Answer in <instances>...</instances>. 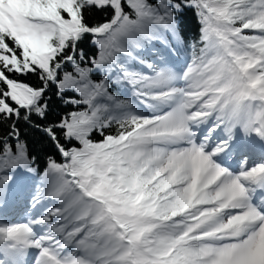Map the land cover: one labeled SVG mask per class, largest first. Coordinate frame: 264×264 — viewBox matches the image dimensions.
<instances>
[{"label":"snow or ice","instance_id":"1","mask_svg":"<svg viewBox=\"0 0 264 264\" xmlns=\"http://www.w3.org/2000/svg\"><path fill=\"white\" fill-rule=\"evenodd\" d=\"M0 264H264V0H0Z\"/></svg>","mask_w":264,"mask_h":264},{"label":"trees","instance_id":"2","mask_svg":"<svg viewBox=\"0 0 264 264\" xmlns=\"http://www.w3.org/2000/svg\"><path fill=\"white\" fill-rule=\"evenodd\" d=\"M186 28L190 37H196L198 35L199 24L195 16H193L191 13H188L186 16ZM53 108L55 113H61L66 110L65 106L59 102H54ZM23 131L26 139L32 147L34 154L38 155L40 158V167H44V159L46 158L48 152L51 151L47 141L43 139L38 131H35L32 128H24Z\"/></svg>","mask_w":264,"mask_h":264},{"label":"rangeland","instance_id":"3","mask_svg":"<svg viewBox=\"0 0 264 264\" xmlns=\"http://www.w3.org/2000/svg\"><path fill=\"white\" fill-rule=\"evenodd\" d=\"M29 206H22L21 202L10 203L9 206L4 209V215L6 221L9 223L23 222L25 218L31 213ZM31 258V257H30Z\"/></svg>","mask_w":264,"mask_h":264},{"label":"bare ground","instance_id":"4","mask_svg":"<svg viewBox=\"0 0 264 264\" xmlns=\"http://www.w3.org/2000/svg\"><path fill=\"white\" fill-rule=\"evenodd\" d=\"M21 205L22 206H27L28 205V202L25 200V201H21Z\"/></svg>","mask_w":264,"mask_h":264}]
</instances>
